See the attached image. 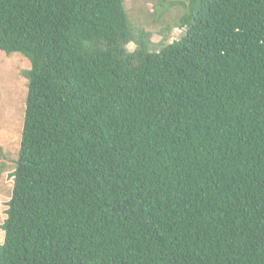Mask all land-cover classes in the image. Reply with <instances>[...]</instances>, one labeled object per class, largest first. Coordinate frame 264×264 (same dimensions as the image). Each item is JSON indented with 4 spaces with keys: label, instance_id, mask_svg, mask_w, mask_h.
Segmentation results:
<instances>
[{
    "label": "trees",
    "instance_id": "trees-1",
    "mask_svg": "<svg viewBox=\"0 0 264 264\" xmlns=\"http://www.w3.org/2000/svg\"><path fill=\"white\" fill-rule=\"evenodd\" d=\"M169 9L156 50L123 0H0L30 65L0 264H264V0Z\"/></svg>",
    "mask_w": 264,
    "mask_h": 264
},
{
    "label": "rangeland",
    "instance_id": "rangeland-1",
    "mask_svg": "<svg viewBox=\"0 0 264 264\" xmlns=\"http://www.w3.org/2000/svg\"><path fill=\"white\" fill-rule=\"evenodd\" d=\"M175 0H123V6L134 29H143L150 35V41L158 50L160 43H171L181 39L184 29L176 26L180 11L169 9ZM162 3L163 9L157 8ZM164 10V13H163ZM131 51L133 45H127ZM29 62L20 54L5 55L0 51V148L4 154V171L0 176V225L5 218L6 203L9 200L13 161L19 147L22 126L25 79L22 72L28 71ZM3 232L0 229V243Z\"/></svg>",
    "mask_w": 264,
    "mask_h": 264
}]
</instances>
